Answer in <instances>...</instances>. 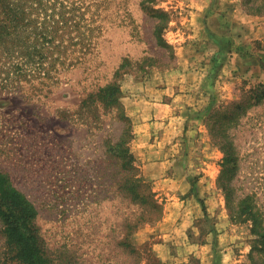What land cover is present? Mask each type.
Instances as JSON below:
<instances>
[{
    "label": "rangeland",
    "instance_id": "obj_1",
    "mask_svg": "<svg viewBox=\"0 0 264 264\" xmlns=\"http://www.w3.org/2000/svg\"><path fill=\"white\" fill-rule=\"evenodd\" d=\"M43 1L33 3L38 28H31L42 32L40 21L53 11L59 19L62 11V52L54 48L52 54L40 38L28 62L25 47L12 54L0 47V171L36 206L35 225L50 263L264 264L251 223L230 217L219 183L224 152L212 134L213 125L220 134L224 106L264 82V11L248 13L236 0L250 20L235 28L226 20L217 28L204 21L217 0L199 12L168 0ZM151 8L169 12L166 24ZM158 23L165 24L159 33ZM221 50L223 58H214ZM180 65L181 75L166 76ZM115 71L127 114L124 96L146 85L190 89L180 90L184 99L174 109L187 124L178 147L167 143L169 161L151 159L131 141L147 183L135 199L123 185L128 170L109 148L123 123L102 104L83 103ZM235 120L227 130L238 155L231 203L238 208L249 198L264 211V99ZM124 239L129 246L120 243ZM0 264H22L1 221Z\"/></svg>",
    "mask_w": 264,
    "mask_h": 264
},
{
    "label": "trees",
    "instance_id": "obj_2",
    "mask_svg": "<svg viewBox=\"0 0 264 264\" xmlns=\"http://www.w3.org/2000/svg\"><path fill=\"white\" fill-rule=\"evenodd\" d=\"M250 1L252 0H243L248 13L264 11L262 9L264 2L263 5L262 3L249 5ZM36 2L40 6L44 4L43 0H0V47H7L6 51L8 54H12L15 50L18 51V47H25L23 53L26 55L28 62H32L35 53L37 51L39 52L38 40L40 38H43L48 46L52 45V48L49 46L52 54L55 52L54 48L55 50L58 49L59 53L62 52V33H59V30L62 29V24L60 25L62 22V11L60 12L61 18L59 19L54 17L55 11L47 14L40 21L42 28L44 27L42 32H35L31 28V24L35 29L38 28L37 23H34L33 19V13L35 12L33 10V3ZM151 11L155 13L154 16L160 17L166 24L169 12L162 8H151ZM165 24H157V33L162 28H165ZM57 37L60 38L59 43H55ZM159 38L162 37L160 36ZM11 43L12 46L10 47ZM20 51L22 52L21 49ZM223 56V50H221L216 53L214 58L222 59ZM119 77V71H115L110 80L99 85L96 90L88 93L83 103L88 105L87 102L92 99L91 102H98L104 107L109 108L114 113L115 118L123 123L122 134L109 148L112 155L121 161L122 167L128 170L123 185L127 186V189L130 191V197L135 199L139 197L141 186L147 183L139 175L136 158L131 151L130 143L134 138L133 122L131 117L126 113L125 107L120 100L121 85ZM263 99L264 82H259L248 89L240 100L230 102L224 106L220 113L221 116L217 121L220 134L213 129L215 125L212 127V134L218 136L215 143L224 152L219 183L226 193L230 217L235 222L251 223L254 248L262 251H264V211L257 208L255 203L249 198L244 200L238 208H234L231 203V196L234 191L232 179L238 167V155L235 143L230 139L227 130L231 124L235 123L237 117L247 111L248 104L255 105ZM150 195L153 199V206L156 207L158 200L155 198L154 192L151 191ZM203 208L207 210L205 205H203ZM37 214L38 211L34 203L24 192L10 182L5 173L0 171V221L7 235V241L14 250V257L22 264H51L45 255L38 229L35 225ZM120 243L126 246L130 245L125 239Z\"/></svg>",
    "mask_w": 264,
    "mask_h": 264
},
{
    "label": "crops",
    "instance_id": "obj_3",
    "mask_svg": "<svg viewBox=\"0 0 264 264\" xmlns=\"http://www.w3.org/2000/svg\"><path fill=\"white\" fill-rule=\"evenodd\" d=\"M168 1L179 4L187 3L189 5H195L197 6L198 12L200 10H205L211 5V0ZM206 19L204 20L206 27L209 25L220 28L221 23L219 22L229 20L231 28H235L240 24L238 21L250 20V15L242 10L236 0H217L212 6V13H210ZM183 59L186 60L185 55ZM182 68L184 67L180 65L176 69L166 73V76H179L182 74ZM180 90L190 89H185L180 84L162 86L146 85L144 88L142 87V91L137 89L136 93L129 92L126 93V97L124 96V99L127 100L125 104L127 106L128 115L132 118L134 123V138L132 141L139 144L141 150H144L145 147V153L151 159L162 157L164 159L167 158L169 161L171 147L168 146V142L172 139L175 142L174 146L176 145L178 147L181 138L177 136L181 134L182 130L186 131V120H179L174 114L175 107L179 105L177 103L178 100L184 99L185 94H182ZM164 162V160L156 161L152 162V165L155 167ZM150 170L152 171V169ZM186 218L187 214L182 217L180 221L181 227L176 231L180 236L185 233Z\"/></svg>",
    "mask_w": 264,
    "mask_h": 264
}]
</instances>
